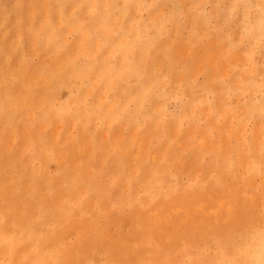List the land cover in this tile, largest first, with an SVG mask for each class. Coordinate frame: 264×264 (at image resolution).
<instances>
[{
    "label": "rangeland",
    "instance_id": "374dc122",
    "mask_svg": "<svg viewBox=\"0 0 264 264\" xmlns=\"http://www.w3.org/2000/svg\"><path fill=\"white\" fill-rule=\"evenodd\" d=\"M0 264H264V0H0Z\"/></svg>",
    "mask_w": 264,
    "mask_h": 264
}]
</instances>
